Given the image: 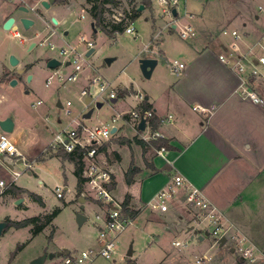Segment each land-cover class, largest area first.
I'll list each match as a JSON object with an SVG mask.
<instances>
[{"label":"rangeland","instance_id":"1","mask_svg":"<svg viewBox=\"0 0 264 264\" xmlns=\"http://www.w3.org/2000/svg\"><path fill=\"white\" fill-rule=\"evenodd\" d=\"M140 1L115 0L116 6L112 8L111 4H107L106 7L120 17L125 14L124 10L140 5ZM91 4L87 0H65L45 8L40 0H0V78L5 82L0 85V114L6 113L5 117L12 118L15 129L6 135L33 166L28 173L29 170L24 171L25 165L18 162L17 157L4 156L0 179H11L5 164L11 163L13 170L21 172L15 185L38 193L44 202L41 205L27 192H16L13 187L10 192L0 195V221L39 216V224L42 225L37 233L33 232L37 223L10 226L3 231L0 236V264H32L33 259L45 253L63 254L68 250L98 247L96 236L100 222L96 215L102 211L99 202L85 184L81 194H78L73 164L64 168L57 157H48V150H56L58 146L49 143L43 147L53 141L56 132L76 127L77 123L87 128L110 123L118 113L140 108L139 93H149V98L152 92L158 95L162 83L176 81L184 73L185 67L179 74L170 70L169 62L173 59L187 62L195 51L194 47L208 45L217 50V45L221 43L228 47L226 52L221 50L222 54L229 53L234 39L229 33L224 34L223 30L229 32L235 29L241 36L264 30V11L257 9L258 5L264 8V0H185L179 3L176 16L163 13L157 1L150 0L142 10H138V16L131 22L133 32H118L114 36H109L100 28L93 30L89 13ZM20 6L27 7L28 11L21 10ZM81 9L85 11L83 17L80 16ZM110 13L105 15L111 16ZM9 16L16 18L15 25L5 30L3 21ZM24 16L34 20L28 29L20 26L19 20ZM188 24L193 27L195 35L181 37L180 29ZM81 37L85 41H81ZM87 41L93 42V46L87 48ZM31 42L35 44L29 47ZM50 45L54 48L51 49ZM61 48L74 49L71 63H61L57 68L48 67L46 62L51 57L60 62L65 59L60 53ZM88 50L92 52L87 56ZM10 55L19 59L15 67L26 69L23 79L13 77L16 74L15 67L9 63ZM76 56L82 58L83 67L78 72V78L75 81L59 80V74L73 71V58ZM108 57L112 58L109 63L105 60ZM143 58L157 60L149 77L140 69V59ZM93 74H100L109 86L96 97L87 96L90 98L87 103V97L82 98L80 91L88 85V77ZM9 77L16 79V83L11 84ZM47 79H51L48 84ZM124 89L129 93L123 94ZM111 91L115 93L114 102L109 97ZM67 101L69 105H66ZM97 102L101 103L100 107H96ZM90 109V117L83 118L82 115ZM121 123L119 119L117 124ZM122 127L101 151V155L111 163L115 162L114 153L123 148L122 167L116 172L117 186L113 191L116 202H120L127 191L121 169L129 163V153L135 163L131 147L137 145L134 137L140 138L131 124L125 123L124 129ZM120 138L125 139L123 144L116 142ZM56 186L61 188L62 197L56 196ZM80 196H84L85 201L81 202ZM260 197L262 203L256 200L257 204L250 205L245 202L238 207L237 214L233 212L240 223L239 229L225 223L232 229L229 233L243 234L255 246L254 260H247L239 254L235 249L236 240L230 235L225 237L223 245H219L216 237L206 234L211 225L204 224L206 230L201 231L194 220V212L175 199L169 202V209L165 212L150 206L141 208L134 216L133 224L118 235L113 260L99 256L90 264H264V197ZM17 199L22 201L16 204ZM56 208L59 211L47 222V217ZM77 214L85 216L81 224L76 220ZM174 241L186 245L176 246ZM18 245L20 247L17 248ZM129 248L132 253L127 256ZM54 257L46 258L42 264H52ZM199 258L202 260L197 263Z\"/></svg>","mask_w":264,"mask_h":264},{"label":"crops","instance_id":"2","mask_svg":"<svg viewBox=\"0 0 264 264\" xmlns=\"http://www.w3.org/2000/svg\"><path fill=\"white\" fill-rule=\"evenodd\" d=\"M255 18L258 19L259 15L256 14ZM262 35L264 30L241 36V50L246 51ZM194 49L189 60L183 62L185 71L181 77L162 83L158 95L152 92L149 98V93H145L144 100L140 101L141 107L152 109L156 123L152 129L161 133L160 137L166 139L169 147H161L160 153L150 147L144 154L140 145L131 147L134 165L139 172L132 183L125 182L124 173L133 159L129 153V163L121 169L126 183L125 195L130 196L129 207L139 212L157 191L168 184L171 173L176 171L203 191L222 214L224 223L239 229L240 223L233 212L237 214L238 207L245 202L250 205L258 201L262 203L260 196L264 197V102L257 103L238 94L246 74L237 71L234 56L230 53H224L228 63L220 60L221 50L226 52L228 47L221 43L217 50L208 45ZM249 68L248 64L246 69ZM258 69L264 67L258 66ZM249 85L264 99V81L260 76L252 77ZM194 106L208 107L210 111L194 109ZM5 114H0V119L5 118ZM49 143L51 141L43 147ZM122 151L123 148H119V153H114L115 162H108L112 183L115 182L112 195L117 186L116 172L122 167ZM144 157L153 164L154 171L146 166ZM57 158L64 168L72 164ZM1 162H5L4 156L0 157V165Z\"/></svg>","mask_w":264,"mask_h":264},{"label":"built area","instance_id":"3","mask_svg":"<svg viewBox=\"0 0 264 264\" xmlns=\"http://www.w3.org/2000/svg\"><path fill=\"white\" fill-rule=\"evenodd\" d=\"M159 6L162 7V12L165 14L172 15V9L177 7L181 1L185 0H156ZM259 10H264V8L259 5ZM84 9H81L80 16L83 17ZM178 14V12H177ZM176 14V15H177ZM115 19H120V17L113 15ZM134 27L131 22L126 26L125 32L132 33ZM181 37H191L195 35V31L191 25H184L180 31ZM223 33H229L234 39L230 44V54L234 56V66L238 72H244L246 75L243 77L240 87L238 88V94L244 99H250L257 103H263L264 99L259 96L255 90L250 87V81L252 77L260 76L264 81V69H258V66L264 67V35L255 40L250 44L246 51H242L239 40L241 35L237 30L232 29L229 32L223 30ZM85 41L83 37L80 39ZM87 48L93 46V42H86ZM53 49L54 46L50 45ZM227 51V50H226ZM61 54L64 55L61 63L69 61L71 63L70 56L74 53V49H64L61 48ZM219 58L221 61L228 63V58L224 54H220ZM82 58L76 56L73 58L74 67L73 71L67 73L66 75L59 74V80H69L75 81L79 76V71L83 68L81 64ZM250 68L247 70V65ZM169 67L172 72L179 74L181 69L184 68V63L177 59H173L169 62ZM51 79H47L46 84L50 82ZM109 86V82L106 81L100 74H93V76L88 77V85L85 86L80 91V95L83 98L87 96L96 97L97 94L103 92ZM109 97L115 98V93L110 92ZM137 98L142 102L144 100L143 94H138ZM39 104L40 101H37ZM70 102L67 101L66 105ZM194 109H199L204 112H209L208 107L194 106ZM154 116L152 109L140 107L138 109H131L125 113H118L111 118L110 123H101L95 125L91 128L85 127L83 124L77 123L76 127L64 128L62 131L56 132L51 142L65 151H72L73 149L80 147L85 148L83 151V170L82 176L85 178V185L88 191H92L98 202L101 204V214L96 215V219L100 222L98 225V231L96 236V242L98 244L97 248H89L80 251H67L61 255L55 256L51 261L52 264H90L93 260L99 256L111 260L117 250L116 239L118 235L129 225L133 224V216L125 214L121 207V202H116L114 196L111 193V189L108 185L112 183V174L108 166L107 160L101 155V150L99 148L108 141L110 138L115 136L120 132L123 124H131L133 129L139 133L140 139L148 142L150 139L160 137L161 133L157 130L152 129L151 118ZM171 116H168L170 119ZM121 119L122 123L117 124V121ZM141 119H144L145 128L140 130L138 128V123ZM131 122V123H130ZM115 127V131L112 128ZM148 129L147 133H143ZM157 152H161L162 149H156ZM17 157L18 162H23L25 165V170L31 171L33 168L32 164L25 160L22 153L18 151L14 143H12L6 132L0 129V157ZM8 171L11 173L12 177L8 181L0 179V195L3 190L15 182L16 178L21 174V172L13 170L11 164L6 165ZM67 189V188H66ZM56 196L62 197L63 193L61 188L56 186L55 188ZM183 203L187 210L193 211L194 220L198 223V228L201 231H205L206 227L204 224L211 225V229L208 233L219 239L220 237H228L229 235L236 240L235 249L239 254L249 260H254V250L255 246L249 241V239L243 235H233L231 228L225 226L223 222V216L219 210L211 203V201L206 197L203 191L186 179L182 174L178 172H173L170 175V180L168 184L161 188L156 194L151 198V200L145 203V206H150L152 209H158L161 212H165L169 209V202L175 200ZM173 203V202H172ZM207 231V230H206ZM174 245L185 246V243H180L179 241H174ZM113 260V259H112ZM202 259H197L196 262H201Z\"/></svg>","mask_w":264,"mask_h":264},{"label":"trees","instance_id":"4","mask_svg":"<svg viewBox=\"0 0 264 264\" xmlns=\"http://www.w3.org/2000/svg\"><path fill=\"white\" fill-rule=\"evenodd\" d=\"M55 2H65V0H55ZM87 2H91V6L89 7V13L90 16L92 18V22L94 24L93 30L96 31L97 28H100L101 30H103L106 34H108L109 36H114V34L118 33V32H123L126 28V26L133 21L134 18H136L139 14V5H137L135 8L133 7L132 9H126L124 10V15H121L120 19H115V17L113 16L115 13L112 12V10L110 9V7H106L107 4H111V7L113 8V6H116V2L115 0H87ZM141 4L143 5H148L150 3V0H141L140 1ZM111 11V16L109 15H105L107 13H109ZM129 19V20H128ZM123 94H127L129 93V91L127 89H124ZM145 104V102L143 103ZM144 108H148L147 106ZM151 124L152 127L154 128L156 123H154V118H151ZM136 143L138 145L141 146L143 154L146 152L147 149H149L150 147H152L154 150L159 149L161 147L163 148H167L169 147L166 139L162 138V137H156L154 139H150V141L146 142L140 138L134 137ZM128 142H131L130 140H127ZM118 143L123 144L125 142V139H117ZM108 142L106 141L105 143H103V145L99 148V150L103 151L105 150V147L107 146ZM85 150V148H80L77 147L75 149H73L72 151H65L62 148H57L56 150H48L49 156L48 157H53V156H57L59 157L62 162L64 161H68L70 163L73 164V172L74 175L76 177V188L78 191V194L80 195L82 192V187L85 183V178L82 176V170H83V161H82V157H83V151ZM145 159V164L146 166H148L152 171L155 170V167L153 166L152 163H150L149 161H147L146 157H144ZM139 172V168L137 166L134 165L133 162L130 163V165L128 166L127 170L124 173V179L125 182L127 184H130L133 182L135 175ZM11 186V187H10ZM115 186V182L114 183H110L108 185V188L112 189ZM15 188L16 190L14 191H25L29 194V196L31 198H33L35 201H37L39 204L44 205L43 199L42 197L32 191H29L27 189H24L22 187H18L15 184H11L8 185L4 190L3 193H8L10 192V190H12ZM15 192V193H16ZM98 202V201H97ZM100 204V202H99ZM130 204V196L129 195H125L124 199L121 201V207L122 210L125 214L131 215V216H135L138 211L131 209L129 207ZM59 211L58 208L54 209L53 212L47 217V222H49L51 220V217L53 215H55L57 212ZM5 222V228L4 231L10 227V226H14V227H21V226H25L29 223H34L36 224V226L33 229L34 233H37L41 228L42 225L39 224L40 221V217L39 216H33V217H28L19 221H15V220H11L9 218H5L4 219ZM20 247L19 245L17 246V248Z\"/></svg>","mask_w":264,"mask_h":264},{"label":"water","instance_id":"5","mask_svg":"<svg viewBox=\"0 0 264 264\" xmlns=\"http://www.w3.org/2000/svg\"><path fill=\"white\" fill-rule=\"evenodd\" d=\"M53 2V0H41L40 3L43 7L45 8H48L50 6V4ZM144 7L143 4H140L139 5V10H142ZM20 9L27 12L28 11V8L25 7V6H20ZM177 14V11L175 8L172 9V15L173 16H176ZM14 21H15V18L13 16H9L8 18L5 19L4 23H3V28L6 30V29H11L13 26H14ZM20 23L21 25L23 26V28L25 29H28L30 28L33 24H34V20L30 17H21L20 18ZM54 22H56L55 19H53ZM91 27L93 28L94 27V24L93 22H91ZM172 27H175V24H172ZM34 42H31L30 46L29 47H32L34 46ZM92 52V50H88L86 52V55H90ZM107 63H109L112 58L108 57L105 59ZM9 63L11 66H17L19 64V59L16 58L14 55H10L9 56ZM157 63V60L154 59V58H143V59H140V69L142 71V73L146 76V77H149L152 73V70L153 68L155 67ZM69 64V61H66L65 62V65H68ZM46 65L48 67H51V68H57L58 66L61 65V62L60 60H58L57 58H54V57H51L47 60L46 62ZM24 71V68H20V67H17V72L18 73H21ZM31 76L29 75L28 76V79H30ZM11 84H14L16 83V79H11ZM113 102L115 101V98H112L111 99ZM85 101L88 103L90 101V98L87 97L85 99ZM58 106H61L60 102H58ZM101 106V103L100 102H97L96 103V107H100ZM92 113V109H90L89 111L85 112L82 117L83 118H87V117H90ZM138 128L140 130H143L145 128V123H144V119H141L138 123ZM0 129L3 130L4 132L6 133H9L11 132L13 129H14V122L12 120L11 117H5L3 119H0ZM112 131H115V127L112 128ZM79 200L81 202L85 201V197L84 196H80L79 197ZM22 201V199H17L16 200V204L17 203H20ZM76 220L78 222V224H81L84 220H85V216L82 215V214H77L76 215ZM4 228H5V222L4 221H0V236L2 234V232L4 231ZM192 229V226L189 227V230ZM206 234H209L208 231H206ZM202 236L200 235L199 236V239H201ZM226 242V238L224 236L220 237L218 239V243L219 245H223L224 243ZM231 251H234V249H231ZM131 248L128 249L127 251V256H130L131 255ZM62 253L61 252H57V253H45V254H42L41 256L39 257H36L35 259L32 260V264H42L44 262V260L46 258H49L51 259L52 257H54L55 255L58 256V255H61ZM134 264V263H132Z\"/></svg>","mask_w":264,"mask_h":264},{"label":"flooded vegetation","instance_id":"6","mask_svg":"<svg viewBox=\"0 0 264 264\" xmlns=\"http://www.w3.org/2000/svg\"><path fill=\"white\" fill-rule=\"evenodd\" d=\"M41 1V0H40ZM52 3H55V0H53V2ZM51 3V4H52ZM41 4V3H40ZM50 4V5H51ZM15 18V17H14ZM15 20H16V18H15ZM5 21V20H4ZM3 21V22H4ZM15 22V21H14ZM54 22V21H53ZM55 24H57V21L55 22ZM20 26H22V25H20ZM22 28H23V26H22ZM15 67V66H14ZM14 71H15V76H13L14 78L16 77V78H18V77H21L22 79H23V77L25 76V73H26V69H24V71L23 72H21V73H18L17 72V67H15V69H14ZM13 77H9V79L8 80H10L11 78H13ZM3 80H1V78H0V82H2Z\"/></svg>","mask_w":264,"mask_h":264}]
</instances>
